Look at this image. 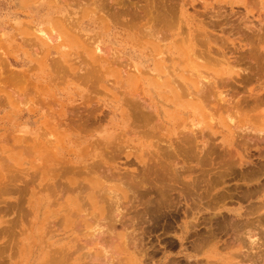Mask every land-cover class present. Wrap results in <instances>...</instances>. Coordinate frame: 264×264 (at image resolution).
Returning a JSON list of instances; mask_svg holds the SVG:
<instances>
[{
	"label": "rangeland",
	"instance_id": "obj_1",
	"mask_svg": "<svg viewBox=\"0 0 264 264\" xmlns=\"http://www.w3.org/2000/svg\"><path fill=\"white\" fill-rule=\"evenodd\" d=\"M70 1L69 3H67L68 0H64L61 2L56 1L39 4L34 0H0V264H43V253H45L46 257L44 262H46V260L51 257L53 250H57V252L59 250V253L55 255L61 256L67 247H71L69 249L71 252L77 249L76 246L73 247L74 241L71 240L74 235L76 236L77 232H74V229H70L67 223V216L72 210L84 202L82 204L83 208V205L85 206L86 201H88L87 196L90 187L89 179H91L92 174H90L91 172H86L87 170L80 169V167L83 163L84 165L85 163L89 165L90 162L91 165H97V167H95L96 169L101 166H110L128 170L132 169L135 173L138 172L137 175L140 174L139 176L135 174L138 178L134 176V179L137 181L132 179V187H123L124 189L121 191L120 196L121 200H123L122 202L125 204L126 201H129L126 203V207L123 204V208H125L121 211V215L124 216H122V221L125 222L126 225L122 222L123 224L121 225L124 227L123 228L117 224L113 232L114 234H112V236H114V243L116 244V239L117 243H119V247H123V242L126 246L128 245V248L130 247V249L127 248V252L131 254V264H202L203 262L204 264H234L235 262L237 264L236 259H238L239 257L237 256L240 255H242V257L240 256L241 258L245 257V259L239 258V260L241 259L240 261L238 260L240 264H264V212H262L264 211L262 206L264 205V142L261 143L258 141L257 143V141L254 140L255 138H252V134H249L247 130L241 127L244 126L245 128L247 124H249L250 120L249 117H246L247 115L250 116V114L252 115L255 113L253 114L255 116L258 114V111L256 112L255 109L250 110L251 113L248 109L249 114H247L248 111L245 109V99L240 98L243 87L246 86V89H248L252 84L247 82L248 84L240 85V83L234 82L231 85H221V82L224 80H234L236 76L243 71V65L228 62L220 53H208L205 51L204 47H194V50L191 51L187 42H183L180 45L177 44L180 50H178V48L174 49V55H171L173 60H171L172 58L169 56L170 60L167 59L168 61L166 60L167 62H164L165 65L167 63L168 66H171L173 61L175 63V73H177L178 76L180 75L185 82L191 79L190 72H196L200 76L206 77L208 82L216 81V90L214 88L213 91L219 95V98H215L220 99L219 105L215 110L210 111L203 108V112H205L203 121L195 120L194 128L187 130H191L190 133L187 132L190 136L195 134V136H192L195 140L189 136L194 142L191 141L188 145L190 139L188 140L189 137H187L185 143L184 140L183 142L182 140H178V144L181 143L179 145L176 143L175 145L177 141H174V138L177 131L180 130V120H177V122L176 119L182 117L185 119L188 118L189 120L192 116L190 113L183 111L179 105V101H165L164 98H182L172 95V85H168L165 92H163L165 89L159 92H153L152 98L149 99V103L157 109L155 116L156 120L154 121L156 124L159 122L161 125L160 127L158 124L157 126L159 127H156L149 136L137 134L138 132L135 134L136 130H133L129 123L127 124V120L128 122L131 121H129L131 118L130 115H133L136 110H133L130 103H126L128 102V97L125 99L122 97V94H120L118 96L119 98H115V109L118 117L123 120V126L121 125L122 128L120 127L119 129H126V131L123 132L117 129L116 135L119 133L118 135L120 136L123 132L120 138L122 143L120 142L121 146L119 148L120 150L126 149V151L123 150L122 153H120V151L119 154L121 156H119V154L117 155L116 153L118 152H116L115 155L117 156L114 159L116 162L113 160L111 161L110 157H108L109 155L104 156L100 153H96L99 151L97 148L98 146L95 147V139L90 136L95 131V128L98 129L100 125L105 123L109 102L114 101V95L112 96L111 92L105 91V89H109L111 82H106L107 80H104L105 77L103 72L108 68V73L105 72V74L111 76V70L121 71L123 66L127 63L122 59L121 62L118 58H115L114 61L113 59L109 60L110 62L107 61L109 64L102 61L103 58H97L99 63L93 62L92 60L95 59L92 58L91 60L89 56L92 50L90 44L87 45L86 41L84 44V40L87 38L86 40L90 41L89 38L91 35L92 37L97 36L94 35L97 31L109 29L113 34L112 46L114 51L128 55V57L131 58L134 57L133 61L138 59V51H142L141 56L143 58L141 60L140 57L139 60L144 66V72L147 66L146 69L154 66L158 54L157 46L156 43H151V39H148L149 37L141 32L142 21L139 19L140 17H138V15L142 16L141 11L143 9L141 8L144 6V0ZM182 1L186 2V0ZM187 2L188 5L185 6L183 18L190 26V30L192 29L191 31L194 33L195 31L205 30L210 27L209 19L202 17L200 14L202 12L200 11L211 9L219 4H223L228 8H234L239 4V0H187ZM235 9L236 8H234V10ZM193 10L199 11L200 13H198L200 15H196ZM36 14L37 16H35ZM223 15L221 14V17L212 19L216 20L220 26L214 29L211 28L212 30L209 29L213 32L214 36L217 37L215 49L226 52L227 50H232V48H247L251 45H254L257 51L264 49V29H259L257 27V22L250 14L246 18L243 15L242 18H240L241 16L238 18L237 16L229 18L227 12H225V14L223 13ZM57 20L60 23H55ZM61 20L63 21L61 22ZM221 22L222 24H219ZM52 23L54 25H52ZM38 27H41L49 35L52 34L53 38L58 36V34L56 31H51V29H61V36H58L57 40L49 41L46 37L36 32ZM143 52L146 53L147 56ZM79 54L83 56V58H81L82 60L79 57L77 59ZM153 56L155 57L153 58ZM119 61L121 63H119ZM85 62L87 64H85ZM115 62H117L118 65ZM191 62H193L197 68L187 71L189 68L187 64ZM78 63L81 64L82 67L84 65L83 68L86 69V74L84 72L85 69H83L84 73L80 70L82 67L79 66ZM57 64L60 66H57ZM77 64L80 68L75 67ZM71 66L73 68H71ZM60 67L62 68L59 69ZM58 69L60 73L63 69L61 74H59ZM78 70L82 72H79L80 75ZM11 71H13L12 74ZM74 71L78 74L76 75ZM89 71L90 74L88 73ZM68 73L71 77L74 76V74L76 76L72 79L67 75ZM61 75L65 76H63L64 80H60L62 78ZM182 78H177L180 85L183 81ZM99 80L101 82H99ZM103 82L109 86L104 85ZM174 83L172 84L174 85ZM88 85L90 86L88 87ZM145 87L144 84L138 83L129 88L131 91L141 92ZM237 91L240 93L238 96L236 95ZM122 98H124L123 100L126 102H124ZM123 103H125V106ZM128 106H130V109ZM248 107L249 106L246 108ZM260 109H262V107ZM103 111H106V114ZM131 112L134 113L132 114ZM126 115L129 116V118ZM95 117L98 120L101 119L99 120L101 124L98 120L93 119ZM92 119L93 121H91ZM231 119L233 121H231ZM199 123H201V126ZM227 125H229V127ZM83 126L85 129L82 128ZM239 127V130L236 129ZM175 129L178 130L176 131ZM127 130L131 132L134 131L132 132L134 135L131 136V132L127 134V132H129ZM247 135H250L254 141H251V138H248L249 136ZM164 137H166V141L164 140L166 145L162 142L163 139H165ZM158 138L161 139L162 145H160V142H156L158 143L156 145L155 141H157ZM246 140L247 142H244ZM169 142L172 143H170L172 146H167ZM191 143L194 145H190ZM181 144L184 147L181 146ZM197 144L202 145L199 147ZM162 146H165V149H167L166 147H168L169 150L171 149L170 155L168 149L167 151H164V148L162 150L160 149ZM185 146H190V148ZM175 147H181L182 151L180 148H178L180 149L178 151ZM182 147L185 149L187 148V152ZM202 147L204 149H202ZM228 148L231 152L233 151V154H226V149ZM188 149L190 152H188ZM223 149H225V151ZM151 152L154 155H150ZM157 152L159 153L157 154ZM164 152L168 154L169 157L166 155L164 157ZM184 152L186 155H184ZM127 154L128 158H125ZM106 157H108L109 160L108 158L106 159ZM201 157L202 160L204 159L203 161ZM166 158L169 159L168 162H166ZM127 160L128 162L126 163H128V165L125 163ZM143 160L145 163L144 169L142 167L140 168V163H138L139 161L143 162ZM160 160H163L164 163ZM172 162L174 164H172ZM177 162L178 164H176ZM236 162H238V165ZM155 164L156 166H154ZM164 164L166 165L164 166ZM233 165L234 167H231ZM68 166L72 168L69 169ZM78 167L81 171L83 170L85 172L79 171ZM166 169L168 170L166 171ZM141 171L144 172V174L141 173ZM223 171H226V173ZM240 173L243 175L241 176ZM196 177H198V179ZM214 178L217 180H214ZM225 179H229L230 181H226ZM157 180H159V182ZM215 181L218 182L214 183ZM108 183H110L108 185H115L113 182ZM188 183L189 187H186ZM165 184L168 186L169 190L164 187L166 186ZM85 185L88 188L85 187ZM203 185H205V187H203ZM225 186H227V190ZM170 187L172 190H170ZM84 189L87 190L85 191ZM206 189L209 192L208 195ZM255 189L257 190L255 191ZM69 190L71 193H69ZM159 190L164 193L165 196L160 192L158 193ZM123 191L125 192L123 193ZM167 193H169V196H167ZM231 193H233L235 197ZM200 194L202 197H200ZM248 194L253 196L251 197ZM187 195L188 198H186ZM130 196L132 197L130 198ZM219 198H223L224 200ZM60 199H62L63 202ZM171 199L174 200L172 201ZM214 199L218 200L219 204H217L218 201ZM163 202L164 204H162ZM213 203L218 207L213 209ZM84 208H86V206ZM143 211H147V215L152 213V211L155 212L153 213L154 215H160L161 213V217L159 216L160 218H156L155 221L147 225L145 224L147 215L144 214ZM259 213L261 214L258 215ZM162 216L164 217L162 218ZM58 217H60L59 219L61 220H59ZM125 218L127 220H125ZM57 219L61 222H59L60 224L57 222ZM230 219L231 222L229 221ZM259 221L261 224H258ZM232 222L233 225L231 224ZM250 222H252L251 226ZM192 223H194V227ZM189 226H192V228L190 229ZM124 230L128 231L125 232ZM64 231H66V233H63ZM70 234L71 237L68 236ZM249 234L253 235V244L248 243L249 241L247 238ZM213 235L214 237H212ZM209 237L210 239H208ZM130 239L131 241L135 239V242L132 241V243H130ZM135 243L137 245H135ZM130 244L134 245L136 251ZM140 246L142 247L140 248ZM246 247H248L249 250ZM142 248H144L148 254L146 253L144 255V249ZM146 251H144V253ZM241 251L246 253L241 254ZM254 252L256 253L254 254ZM236 253L240 254L238 255ZM140 254L141 257L144 256L140 258ZM248 254L250 255L248 256ZM51 259L52 258H50V260ZM86 261L87 259L78 258V255L75 254L69 257V260H66V262L58 261L57 264H87ZM109 261L110 260H108V262Z\"/></svg>",
	"mask_w": 264,
	"mask_h": 264
},
{
	"label": "bare ground",
	"instance_id": "obj_2",
	"mask_svg": "<svg viewBox=\"0 0 264 264\" xmlns=\"http://www.w3.org/2000/svg\"><path fill=\"white\" fill-rule=\"evenodd\" d=\"M36 2H38L39 4H45V3H48V2H61V1H64V0H34ZM66 1V0H65ZM70 0H68L67 3H69ZM77 1V0H76ZM85 1V0H84ZM106 1V0H104ZM109 1V0H108ZM124 1V0H122ZM126 1V0H125ZM138 1V0H137ZM140 1V0H139ZM142 1V0H141ZM71 2V1H70ZM66 3V4H67ZM72 3V2H71ZM144 6L141 13H142V16L138 15V17H140L139 19L142 21V29H141V32L149 37L148 39H151V43L154 42L156 43V46H157V58H156V61L154 62V66L152 68H148L146 69L145 68V72H144V66L142 65L141 61L139 60V58L142 60V51H138L137 55H138V59H136L135 61H133L134 57L131 58V57H128V55H124L123 53H119V52H116L114 51V48L112 46V39H113V34L110 32L109 29L107 30H101V31H97L96 34L94 35H97L96 37L91 35V37L89 38L90 41H87L86 39L84 40V44H85V41L88 44H90V48L92 49L90 51V58L92 60L95 59V60H92L93 62L95 61L96 63L98 62L97 61V58H103L102 61L104 62H110L109 60H112L113 61L115 60V58H118L119 60H125L126 61V65L123 66V69L121 71H112V74L111 76H108L106 73H108V68L105 70L104 73V77H105V81L106 82H111L110 86L108 84H106L105 82L104 85H108L109 86V89H105V91L107 92H111L112 96L114 95V98H113V102L110 101L109 102V106H108V110H107V116L103 115L106 117V120H105V123L103 125H100V127L95 128L94 132L91 134V138L95 139V147H97L99 149L98 152H96L97 154H102L104 156H107L109 155L108 157H110V160L112 161H115L114 160L116 158V156L120 153H122V151H126V149H123V150H120V144L122 143L120 141V138L122 137V134L123 132L126 131V129L122 130V129H119L120 127L122 128L123 126V120L120 119L118 117V114L116 113V109H115V102H116V99L119 98L118 96L120 94H122V97H124L125 99L127 98V101H124L122 98V100L126 103H130L133 110H136V112H131L133 115H130V114H127V115H130V119L128 122L127 120V124L129 123L130 127L133 129V130H136L135 131V134L136 132H138L137 134H142L143 136H149L151 133H153L154 129L156 127H161L160 123L158 122L156 124V122L154 120L155 119V116H156V113H157V109L149 103V99L152 98V93L153 92H159L160 90H164L163 92L166 91V89L168 88V85H172L171 86V91H172V95L173 96H176V97H182V98H164L165 101L169 102H175V101H179V105L181 106V108L183 109V111L187 112V113H190L192 118H188L185 119V118H178L176 119L177 120H180V130L177 131L178 129H175L177 131V134L178 136L175 135V138H174V141L176 140L177 142H175V145L177 143L178 144V140L183 142L184 140V143L186 142L187 140V137H189L190 135L187 134L190 133V131H187L189 130L190 128H194V122L195 120H198V121H203V118H205L204 116V113L203 112V108L206 109L207 111H210V110H215L216 107L219 105V102H220V99H215V98H219V95H217L213 90L215 88V82H208L207 78L206 77H203V76H200L199 74H197L196 72H190V77L191 79H189L188 82H185L184 79L180 76H178L177 73H175L174 71V66H175V63L172 61L171 63V66H168L167 63L165 65V61L168 59L170 60L169 56L171 57V55H174V49H177L180 50V47H178L177 44H181L183 42H187V45L188 47H190V50L193 51L194 50V47H204L205 48V51L208 52V53H220L221 56L223 58H225L228 62H234V63H238V64H242L243 65V71L238 74L236 76V78L234 80L232 79H228V80H224L223 82H221V85H231L232 83L234 82H237V83H240V85H243V84H248L247 82H249L251 85V87H249L248 89H246V86L243 87L242 89V92H241V96L240 98H244V102H245V109L248 111L250 110H256V112L258 111V114H256L255 116L253 114L252 115L250 114V116H248L247 114H249V111L248 113L245 115L246 117H249V124H247V126L244 128V126H241L243 129L247 130V132L250 134H252V138H255L254 140L258 141L259 142H264V49L262 50H259L257 51L255 48H254V45H251L250 47H247V48H232V50H227L226 52L225 51H220V49H215V46L217 44V37L214 36L213 32L210 31L212 30L211 28H215V27H219L220 25H218V23L216 22V20H212V19H216L218 17H221L220 15L223 13L225 14V12H227V14L229 15V18H233V17H240L242 18V15L246 18L249 14L254 18V20L257 22V27L259 29L263 28L264 29V0H239V4L236 5V8L234 10L233 7H225L223 4H219L211 9H204L203 11H200L202 13H200L199 11H194L196 15H200L204 18H207L209 19V25L210 27L205 29V30H198L197 32L195 31L192 32L190 30V26L188 25V23L185 21V19L183 18V15L185 13V6L188 5V2L186 0L185 1H182V0H144L143 2ZM197 5V4H196ZM194 6V5H193ZM142 7V6H141ZM189 8V7H188ZM227 8V10H226ZM138 9V7H137ZM222 10V12H221ZM200 14H199V13ZM198 13V14H197ZM66 15V14H64ZM37 16V14L35 15ZM63 16V15H62ZM225 16V15H223ZM47 17V16H46ZM61 17V16H60ZM59 17V18H60ZM186 18V16H185ZM61 19V18H60ZM63 20H61L62 22ZM67 21V20H66ZM65 21V22H66ZM55 23H60L58 20L57 22ZM68 24V23H66ZM219 24H222L219 23ZM52 25H54L52 23ZM210 29V30H209ZM195 30V29H194ZM193 30V31H194ZM209 30V31H208ZM51 31H56L58 36L60 37V32H61V29H51ZM36 32L40 33L41 35H43L44 37H46L49 41H52V40H57V37L58 36H55L53 38L52 34L49 35L46 31H44L41 27H38L36 29ZM88 36V35H87ZM83 44V43H82ZM83 44V45H84ZM86 46V45H85ZM89 48V49H90ZM87 50V49H86ZM256 50V51H255ZM85 51V50H84ZM150 51V50H149ZM89 52V51H87ZM144 53V52H143ZM229 53V54H228ZM146 55V53H144ZM228 54V56H227ZM144 55V56H145ZM150 55V54H149ZM147 56V55H146ZM78 57L81 59L83 58V56H81L79 54V56H77V59ZM136 57V56H135ZM152 57V56H151ZM155 56H153L154 58ZM152 58V59H153ZM173 60V57H171ZM82 60V59H81ZM121 60V62H122ZM167 60V61H168ZM79 61V60H77ZM87 61V60H85ZM166 61V62H167ZM106 63V64H109V63ZM119 61V63H121ZM145 62V61H144ZM99 63V62H98ZM112 63V61H111ZM117 63V62H115ZM114 63V64H115ZM169 63V62H168ZM60 65L62 66H65L61 63H59ZM71 64V63H70ZM79 64V63H78ZM75 66V67H79L81 66V64H79V66ZM85 64H87L85 62ZM89 64V63H88ZM57 64V66H60ZM118 65V63H117ZM121 65V64H120ZM170 65V64H169ZM92 66V65H91ZM95 66V65H93ZM66 67V66H65ZM68 67V66H67ZM82 67V66H81ZM84 67V65H83ZM80 69L82 70L83 72V68ZM86 67V65H85ZM96 67V66H95ZM98 67V65H97ZM109 67V66H108ZM111 67V66H110ZM116 67V66H115ZM118 67V66H117ZM170 67V68H169ZM187 67H189L187 69V71H191V70H194L197 68V66L191 62L189 64H187ZM62 67H60L59 69H61ZM71 68H73L71 66ZM80 68V67H79ZM106 68V67H105ZM112 68V67H111ZM120 68V67H119ZM58 69V72L59 74L62 73V69L61 70V73H60V70ZM78 69V68H77ZM76 69V71H77ZM90 69V68H88ZM99 69V68H97ZM11 70V69H9ZM66 70V68H65ZM80 70H78V73H82ZM120 70V69H119ZM76 71H74V73L76 74ZM86 71V69L84 70V72ZM88 71V70H87ZM93 71H94V68H93ZM20 72V71H18ZM64 72V71H63ZM83 72V73H84ZM95 72V71H94ZM102 72V71H100ZM13 73V71H11V74ZM66 73V72H64ZM63 73V74H64ZM77 73V74H78ZM79 73V75H80ZM90 74V71L88 72ZM9 74H10V71H9ZM16 74V73H15ZM73 74V73H72ZM74 74V76H70V74L68 73L67 75L70 76V78L74 79L73 77H75L76 75ZM86 74V72H85ZM99 74V73H98ZM101 74V73H100ZM65 75V74H64ZM63 75V76H64ZM66 75V76H67ZM93 75V74H92ZM17 76V75H16ZM62 76V75H61ZM60 76V77H61ZM60 79V80H64L63 77ZM82 76V75H81ZM99 76V75H97ZM96 76V77H97ZM102 76V75H101ZM95 77V75H94ZM93 77V78H94ZM102 78V77H101ZM101 78H98V79H101ZM177 78L181 79L182 78V83L181 82V85H180V82L177 81ZM98 81V80H96ZM176 81V82H175ZM63 82V81H62ZM99 82H101L99 80ZM176 85H175V83ZM138 83H142L144 84L146 87L143 88L144 90L139 92V91H131L129 87H132L134 84H138ZM174 83V85L172 84ZM93 84V83H92ZM183 84V86H182ZM94 85V84H93ZM90 85H88L89 87ZM92 86V85H91ZM232 87V86H231ZM213 92H212V91ZM216 90V88H215ZM104 91V92H105ZM240 92V90H239ZM238 91L236 92V95L238 96L240 93ZM98 93V92H97ZM100 93V92H99ZM246 93V95H245ZM121 97V96H120ZM116 98V99H115ZM90 100V99H89ZM122 101V102H123ZM130 101V102H129ZM91 102V101H90ZM122 104V103H120ZM124 106H125V103H123ZM247 106H249L248 108H246ZM129 109H130V106H128ZM262 107V109H260ZM84 108V107H83ZM93 108V107H92ZM127 108V106H126ZM78 109V108H77ZM128 109V110H129ZM260 109V110H258ZM85 110V109H84ZM132 110V109H131ZM177 110V109H176ZM83 111V110H82ZM89 111V110H88ZM105 114H106V111H103ZM125 112V111H124ZM127 112V111H126ZM92 113V112H91ZM102 113V112H101ZM128 113V112H127ZM179 113V112H178ZM251 113V111H250ZM103 114V113H102ZM125 114V113H124ZM91 115V114H90ZM89 115V116H90ZM126 115V116H127ZM84 116V115H83ZM87 116V115H86ZM94 116V115H93ZM96 116V115H95ZM120 116V115H119ZM188 116V115H186ZM122 117V116H121ZM129 118V116H127ZM229 117V116H228ZM92 118V117H91ZM101 118V116H100ZM104 118V117H103ZM126 118V119H128ZM93 119H96L93 118ZM93 119L91 121H93ZM89 120V119H88ZM98 120V119H96ZM95 120V121H96ZM101 120V119H99ZM98 120V121H99ZM103 120V119H102ZM230 120V118H229ZM228 120V121H229ZM231 121H233L231 119ZM89 122V121H88ZM97 122V121H96ZM100 122V121H99ZM164 122V121H163ZM166 122V121H165ZM178 122V121H177ZM230 122V121H229ZM86 123V121H85ZM84 123V124H85ZM95 123V122H94ZM93 123V124H94ZM122 123V124H121ZM168 123V122H167ZM99 124V123H97ZM101 124V122H100ZM126 124V125H127ZM159 124V126H157ZM200 126H201V123H199ZM198 124V125H199ZM229 124V123H228ZM231 124V122H230ZM90 125V124H89ZM122 125V126H121ZM164 125V124H163ZM177 125V126H179ZM82 126V124H81ZM87 126H88V123H87ZM93 126V125H92ZM90 126V127H92ZM199 126V127H200ZM226 126V125H225ZM229 127V125H227ZM80 127V126H79ZM232 127V126H231ZM236 127V126H235ZM84 128V126L82 127ZM93 128V127H92ZM125 128V127H124ZM128 128V126H127ZM163 128V127H162ZM198 128V127H197ZM85 129V128H84ZM121 130L123 131L122 134L119 136L117 133L116 135V130ZM131 129V130H132ZM234 129V128H232ZM236 129H240L239 128H236ZM237 130V131H238ZM242 130V129H241ZM129 131V130H127ZM120 132V131H119ZM131 131L127 132V134H129ZM134 132V131H132ZM131 132V133H132ZM223 132V131H222ZM233 132V131H232ZM246 132V131H245ZM246 132V133H247ZM238 133V132H236ZM242 133V132H241ZM126 134V133H125ZM193 134V133H192ZM191 134V135H192ZM134 133H132L131 136H133ZM188 135V136H187ZM195 136V134H193ZM192 135V136H193ZM233 135V134H232ZM237 135V134H236ZM124 136V135H123ZM136 136V135H135ZM192 136H190L192 138ZM242 136V134H241ZM244 136V135H243ZM246 136V134H245ZM249 136L248 138H251L250 135H247ZM130 137V135H129ZM128 137V138H129ZM137 137V136H136ZM188 138V140L190 139V141L188 142V145L189 143L192 141L194 142L195 138L193 137L192 139L194 140H191V138ZM240 137V136H239ZM126 138V137H125ZM157 138V137H156ZM160 138V137H159ZM156 142H160V145H162V142L163 144H165L164 140L166 141V137H164L165 139H163V141L161 142L159 139ZM171 138V139H172ZM246 138V137H245ZM244 138V139H245ZM250 139L251 141L253 139ZM135 139V138H134ZM170 139V140H171ZM247 139V138H246ZM124 140V139H123ZM156 140V139H155ZM237 140V139H236ZM242 140H243V137H242ZM249 140V139H248ZM253 140V141H254ZM173 141V140H172ZM174 141H173V144H174ZM239 141V140H238ZM48 142V141H47ZM121 142V143H120ZM196 142V141H195ZM244 142H247L244 141ZM91 143V142H90ZM126 143V142H125ZM132 143V142H131ZM171 142H169L167 144V146H170ZM250 143V142H249ZM253 143V142H251ZM48 144V143H47ZM50 144V143H49ZM128 144V143H127ZM151 144V143H150ZM158 143H156L157 145ZM193 143H191L190 145H192ZM246 144V143H245ZM92 145V144H91ZM154 145V143H153ZM155 145V146H156ZM166 145V144H165ZM174 145V146H175ZM187 145V144H185ZM187 145V146H188ZM194 145V144H193ZM199 147L202 145H199L197 144ZM217 145V144H216ZM241 145V144H240ZM262 145V144H261ZM159 146V145H158ZM172 146V145H171ZM181 146H183L181 144ZM185 146V147H187ZM94 147V148H95ZM124 147V146H122ZM121 147V148H122ZM131 147V146H130ZM165 147V146H164ZM162 146V148L160 147V149L162 150L164 148ZM184 147V146H183ZM182 147V148H183ZM192 147V146H191ZM198 147V148H199ZM230 148H232L231 146H229ZM250 147V146H249ZM259 147V146H258ZM168 150L169 148L166 147ZM181 147H175V149H178ZM187 148H190L187 147ZM186 148V149H187ZM193 148V147H192ZM225 148V147H224ZM262 148V147H261ZM96 149V148H95ZM97 149V150H98ZM119 149V150H118ZM165 149V148H164ZM167 149H165L164 151H167ZM178 149V151L180 150ZM185 149V148H183ZM185 149V150H186ZM197 149V148H196ZM202 149H204L202 147ZM201 149V150H202ZM222 149V148H221ZM156 150V149H155ZM171 150V149H170ZM169 150V151H170ZM189 150V149H188ZM200 150V149H199ZM225 151V149H223ZM128 151V150H127ZM158 151H159V148H158ZM182 151V149H181ZM205 151V150H204ZM203 151V152H204ZM264 151V150H263ZM118 152V153H116ZM175 152V151H174ZM187 152V150H186ZM190 152V150L188 151ZM193 152V151H192ZM230 149H226V154H233L232 152L230 153ZM115 153L117 155H115ZM133 153V152H132ZM155 153V152H154ZM159 152H157L158 154ZM165 153V152H164ZM171 151L169 152V155H170ZM197 153V152H196ZM92 154V153H91ZM161 154V153H160ZM190 154V153H188ZM193 154V153H191ZM195 154V152H194ZM202 154V153H201ZM222 154V153H221ZM227 154V155H228ZM264 154V153H263ZM115 155V156H113ZM132 155V154H131ZM150 155H154L151 154ZM156 155V154H155ZM168 156V154H164V157ZM179 155V154H178ZM184 155L185 152H184ZM218 155V154H217ZM260 155V153H259ZM98 156V155H97ZM119 156H121L119 154ZM160 156V155H159ZM173 156V155H172ZM171 156V157H172ZM183 156V155H181ZM200 156H203V155H200ZM198 156V157H200ZM233 156V155H232ZM231 156V157H232ZM95 157V156H93ZM106 157V159L108 158ZM132 157V156H131ZM134 157V156H133ZM163 157V155H162ZM187 157V156H186ZM216 157V156H215ZM220 157V156H218ZM217 157V158H218ZM230 157V159L233 161V159ZM119 158V157H118ZM125 158H128V154L125 156ZM159 158V157H158ZM86 159V158H85ZM105 159V158H104ZM163 159V158H162ZM172 159V158H171ZM170 159V160H171ZM188 159V158H187ZM186 159V160H187ZM197 159V158H196ZM216 159V158H215ZM224 159V158H223ZM94 160V159H93ZM96 160V159H95ZM109 160V158H108ZM107 160V161H108ZM166 162H168L169 159L166 158ZM176 160V159H175ZM200 160V159H199ZM201 160H202V157H201ZM204 160V159H203ZM202 160V161H203ZM83 161V160H82ZM161 161V160H160ZM163 161V160H162ZM161 161V162H162ZM198 162V159L196 160ZM231 161V162H232ZM237 161V160H236ZM80 162V161H79ZM110 162V161H109ZM128 162L125 161V163ZM130 162V160H129ZM170 162V161H169ZM173 162H174V159H173ZM172 162V164H174ZM176 162V161H175ZM179 162V161H178ZM178 162L176 164H178ZM235 162V161H234ZM244 162V161H243ZM93 163V162H92ZM96 163V161H95ZM124 163V164H125ZM138 163H140V168L142 167L144 169V160L143 162L139 161ZM160 163V162H159ZM164 163V161H163ZM180 163V162H179ZM200 163L202 164V162L200 161ZM224 163V162H223ZM226 163V162H225ZM228 163V162H227ZM233 163V162H232ZM241 163V162H240ZM123 164V163H121ZM128 165V163H126ZM131 164V163H130ZM157 164V163H156ZM156 164L154 166H156ZM171 164V165H172ZM208 164V163H207ZM230 164V163H229ZM227 164V165H229ZM236 164L238 165V162H236ZM235 164V165H236ZM70 165V164H69ZM99 165V164H98ZM166 164H164L165 166ZM169 165V163H168ZM182 165V164H181ZM205 165V164H204ZM209 165V164H208ZM231 165V164H230ZM242 165V164H241ZM121 166V165H120ZM123 166V165H122ZM160 166H163V165H160ZM173 166V165H172ZM171 166V167H172ZM176 166V165H175ZM245 166V165H244ZM69 167V166H68ZM94 169H93V168ZM97 167V165L95 166V164L91 165V162L89 165H87L85 163H83V165L80 167V169H83V170H87L86 172H91L90 174H92V177L91 179H89V183H90V187H89V194H88V201H86L85 203V206L86 208H84L85 206L83 205V208H82V203L81 205L77 206L74 210H72V212H70L67 216V223L70 227V229H74L73 231L77 232L76 236L74 235L73 238H71L72 241H74L73 243V247L76 246L77 249L73 250V252H71V250H69L71 247H67V249L65 250V252L60 256H56L55 254L59 253V250L57 252V250H53L52 251V254H51V257H49L46 262H44V259L46 258L45 257V253H43V264L44 263H51V264H57L58 261H62V262H66V260H69V257L77 254L78 255V258L81 257L84 258V259H87L86 263L87 264H131L130 262L132 261L131 259V254L127 252V246L125 245V243L123 242V244L126 246H124L123 244V247L120 246L119 247V243H117L116 239H115V242L116 244L114 243V236H112V234H114V230L116 229V225L119 224V226H122L121 224L125 223L123 222V218L121 215V211L126 207V203H128L129 201H126L125 204L122 202L123 200H121V191L125 188V187H132V179H134L135 177L139 176L137 175L138 172H134V170L130 169H125V168H117V167H110V166H106V167H100V168H95ZM139 167V166H138ZM158 167V166H157ZM185 167V166H184ZM231 167H234L231 166ZM72 167H69V169H71ZM166 168V167H165ZM170 168V167H169ZM168 168V169H169ZM199 168V167H198ZM216 168V167H215ZM228 168V167H227ZM79 169V167H78ZM79 169V171H81ZM141 169V170H143ZM147 169V168H146ZM166 169V171L168 170ZM174 169V168H172ZM188 169V168H186ZM212 169V168H211ZM234 169V168H233ZM242 169V168H241ZM68 170V169H67ZM82 170V171H83ZM140 170V169H139ZM178 170V169H177ZM191 170V169H190ZM198 170V169H196ZM201 170V169H200ZM206 170V169H205ZM205 170H203L204 172H206ZM69 171V170H68ZM81 171V172H82ZM83 171V172H85ZM146 171V170H145ZM148 171V170H147ZM170 171V170H169ZM179 171V170H178ZM199 171V170H198ZM73 172V171H72ZM171 172V171H170ZM176 172V171H174ZM185 172V170H184ZM217 172V171H216ZM222 172V171H221ZM224 173H226V171H223ZM233 172V171H232ZM76 173V172H75ZM78 173V172H77ZM141 173L144 174V172L141 171ZM179 173V172H178ZM201 173V172H200ZM243 173V172H242ZM245 173V172H244ZM83 174V173H82ZM88 174V173H86ZM135 174L137 176H135ZM142 174V175H143ZM165 174V173H163ZM180 174V173H179ZM202 174V173H201ZM200 174V175H201ZM219 174V173H218ZM239 174V173H238ZM241 174V173H240ZM80 175V174H79ZM151 175V174H149ZM155 175V174H154ZM171 175V174H170ZM221 175V174H220ZM223 175V174H222ZM230 175V174H229ZM243 174H241L242 176ZM245 175V174H244ZM135 176V177H134ZM145 176V175H144ZM158 176V175H157ZM166 176V175H165ZM177 176V175H176ZM175 176V177H176ZM204 176V174H203ZM213 176V175H212ZM218 176V175H217ZM227 176V175H225ZM156 177V176H155ZM161 177V175H160ZM200 177V176H199ZM244 177V176H243ZM242 177V179H243ZM259 177V176H258ZM257 177V178H258ZM88 178V177H87ZM138 178V177H137ZM145 178V177H144ZM198 179V177H196ZM210 178V177H209ZM213 178V177H211ZM236 178V177H235ZM239 178V177H238ZM159 179V178H158ZM174 179V178H173ZM220 179V178H219ZM231 179V178H230ZM248 179V178H246ZM136 180V179H134ZM180 180V179H178ZM194 180V179H193ZM203 180V179H202ZM214 180H217L214 178ZM213 180V181H214ZM226 181H228L227 179H225ZM223 180V181H225ZM251 180V179H250ZM137 181V180H136ZM139 181V180H138ZM144 181V180H143ZM159 182V180H157ZM156 181V182H157ZM177 181V179H176ZM212 181V180H211ZM230 181V180H229ZM81 182V181H80ZM107 184H106V183ZM108 182H113L115 185H108L110 183ZM148 182V181H147ZM146 182V183H147ZM183 182V181H182ZM181 182V183H182ZM218 181H215L214 183H216ZM221 182V181H220ZM59 183V181H58ZM78 183V182H77ZM87 183V184H89ZM145 183V184H146ZM178 183V182H177ZM185 183V182H184ZM187 183V182H186ZM224 183V182H223ZM50 184V183H49ZM61 184V183H60ZM83 184V183H82ZM160 184V183H159ZM163 184V183H162ZM161 184V185H162ZM218 184V183H217ZM222 184V183H220ZM55 185L57 186L56 182H55ZM66 185V184H65ZM120 185V186H119ZM160 185V186H161ZM166 185V184H165ZM187 185V184H186ZM191 185V184H190ZM231 185V184H230ZM237 185V184H236ZM53 186V185H52ZM81 186V185H80ZM84 186V185H83ZM82 186V187H83ZM122 186V187H121ZM195 186V185H193ZM200 186V185H199ZM198 186V188H199ZM207 186V185H206ZM215 186V185H214ZM229 186V185H228ZM233 186V184H232ZM239 186V185H238ZM47 187V185H46ZM49 187V186H48ZM59 187V186H58ZM85 187H87L85 185ZM124 187V188H123ZM168 189V186H164ZM174 187V186H173ZM184 187H185V184H184ZM186 187H189V183ZM203 187H205V185H203ZM210 187V186H209ZM227 186H225V189L227 190L228 188H226ZM243 187V186H242ZM251 187V186H250ZM260 187V186H259ZM50 188V187H49ZM64 188V187H63ZM84 188V187H83ZM88 188V187H87ZM147 188V187H146ZM160 188V187H158ZM163 188V187H162ZM192 188V187H191ZM197 188V187H196ZM208 188V187H207ZM212 188V187H211ZM233 188V187H232ZM247 188V187H246ZM73 189V188H72ZM144 189V188H143ZM187 189V188H186ZM234 189V188H233ZM253 189V188H252ZM71 190V188H70ZM69 190V191H70ZM76 190V189H75ZM85 191L87 189H84ZM133 190V188H132ZM158 190V189H157ZM156 190V191H157ZM163 190V189H162ZM169 190V189H168ZM170 190L171 187H170ZM196 190V189H194ZM210 190V188H209ZM254 190V189H253ZM257 189H255L256 191ZM262 190V189H261ZM260 190V191H261ZM72 191V190H71ZM71 191L69 193H71ZM79 191V190H78ZM82 191V189H81ZM129 191V190H127ZM163 191H166V190H163ZM181 191V189H180ZM192 191V190H191ZM207 191V189H206ZM230 191H234V190H230ZM254 191V192H255ZM125 191H123L124 193ZM133 192V191H132ZM160 192V190L158 191V193ZM168 192V191H167ZM208 192V191H207ZM246 192V191H245ZM250 192V191H249ZM54 193V192H53ZM77 193V192H76ZM79 193V192H78ZM134 193V192H133ZM162 193V192H160ZM166 193V192H165ZM170 193V192H169ZM167 193V196H169ZM193 193V192H192ZM215 193V192H214ZM247 193V192H246ZM164 194V193H162ZM161 194V195H162ZM173 194V193H172ZM183 194V193H182ZM202 194V193H201ZM200 194V195H201ZM209 194V192L207 193V195ZM226 194V193H225ZM233 194V193H231ZM251 194V193H250ZM206 195V194H204ZM229 196H231L230 194H228ZM234 195V194H233ZM232 195V196H233ZM242 195V194H241ZM249 195V194H248ZM247 195V196H248ZM134 196V195H133ZM165 196V194H164ZM212 196V195H211ZM210 196V197H211ZM251 196V195H249ZM253 196V195H252ZM251 196V197H252ZM62 197V196H61ZM132 196H130L131 198ZM160 197V195H159ZM174 197V196H173ZM172 197V198H173ZM195 197V196H194ZM202 197V195L200 196ZM206 197V196H205ZM220 197V195H219ZM224 197V196H222ZM235 197V195H234ZM241 197V196H240ZM243 197V196H242ZM246 197V196H245ZM81 198V197H80ZM138 198V197H137ZM158 198V197H157ZM161 198V197H160ZM176 198V197H175ZM188 198V195L187 197ZM191 198V197H190ZM199 198V197H197ZM204 198V197H203ZM226 198V197H225ZM247 198V197H246ZM78 199V198H77ZM127 199V198H126ZM135 199V198H134ZM162 199H163V196H162ZM169 199V198H168ZM182 199V198H181ZM219 199H223V198H219ZM62 201V199H60ZM81 200V199H79ZM128 200V199H127ZM131 200V199H130ZM138 200V199H137ZM161 200V199H159ZM172 200V199H171ZM170 200V201H171ZM174 200V199H173ZM172 200V201H173ZM188 200V199H187ZM211 200H212V197H211ZM215 200V199H214ZM224 200V199H223ZM133 201V200H132ZM158 201V200H157ZM199 201V200H198ZM203 201V200H202ZM213 201V200H212ZM215 201H218V200H215ZM63 202V201H62ZM223 202V201H221ZM157 203V202H156ZM168 203V202H167ZM212 203V202H211ZM217 203V202H216ZM261 203H262V200H261ZM260 203V205H261ZM123 204H124V208H123ZM131 204V202H130ZM155 204V203H154ZM159 204V203H158ZM164 204V202L162 203ZM171 204V203H170ZM173 204V203H172ZM214 204V207H218V206H215V203ZM219 204V201L218 203ZM216 204V205H217ZM222 204V203H221ZM77 205V204H76ZM168 205V204H166ZM259 205V204H258ZM66 206V205H65ZM164 206V205H163ZM170 206V205H169ZM209 206V205H208ZM263 206V209H264V205ZM166 207V206H165ZM172 207V206H171ZM170 207V208H171ZM70 208V207H69ZM132 208V207H131ZM155 208V207H153ZM163 208V207H162ZM167 208V207H166ZM208 208V207H207ZM73 209V208H72ZM128 209V208H127ZM175 209V208H174ZM186 209V208H185ZM210 209V208H209ZM39 210V208H38ZM71 210V209H69ZM150 210V209H149ZM197 210V209H196ZM254 210V209H253ZM157 211V210H156ZM169 211V210H168ZM189 211V210H188ZM198 211V210H197ZM251 211V209H250ZM261 211V210H260ZM126 212V211H125ZM264 212V211H262ZM144 214L147 213V211H143ZM152 211V213H149L146 217V220H145V224H149L150 222L152 223L153 221L156 220V218H160L161 216V213L160 215L159 214H156L154 215ZM187 213V212H186ZM248 213V212H247ZM190 214V212H189ZM197 214V213H196ZM217 214V213H216ZM243 214V213H242ZM261 213H259L258 215H260ZM219 215V214H218ZM221 215V213H220ZM248 215V214H247ZM160 216V217H159ZM171 216V215H170ZM188 216V215H187ZM216 216V215H215ZM246 216V215H245ZM124 217V216H123ZM164 216H162L163 218ZM182 217V216H181ZM206 217V216H205ZM207 217H208V214H207ZM218 217V216H217ZM60 217H58L59 219ZM128 218V217H127ZM229 218V217H228ZM231 218V216H230ZM257 218V217H256ZM57 219V222L59 223L61 219L58 220ZM138 219V218H137ZM209 219V218H208ZM125 220H127L125 218ZM124 220V221H125ZM260 220V219H259ZM138 221V220H137ZM227 221V220H226ZM231 222V219L229 220ZM246 221V220H245ZM123 222V223H122ZM128 222V221H127ZM139 222H140V219H139ZM139 222H138V225H139ZM191 222V221H189ZM257 222V221H256ZM61 223V222H60ZM59 223V224H60ZM143 223V222H142ZM235 223V222H234ZM251 223L250 222V226H251ZM260 223V221L258 222V224ZM56 224V223H55ZM128 224V223H127ZM193 224V227H194V223ZM233 225V222L231 223ZM249 224V223H247ZM257 224V225H258ZM261 224V223H260ZM126 225V223H125ZM132 225V224H130ZM137 225V224H136ZM143 225V224H142ZM191 225V224H190ZM196 225V224H195ZM254 225V224H253ZM263 225V224H262ZM128 226V225H127ZM125 226V227H127ZM197 226V225H196ZM209 226V225H208ZM212 226V225H210ZM223 226V225H222ZM261 226V225H260ZM60 227V225H59ZM58 227V228H59ZM123 227V226H122ZM140 227V225H139ZM145 227V226H144ZM190 227V226H189ZM188 227V228H189ZM207 227V226H206ZM257 227V226H256ZM124 228V227H123ZM192 228V226L190 227V229ZM127 229V228H126ZM129 229V227H128ZM146 229V228H145ZM211 229V228H210ZM229 229V228H228ZM232 229V228H231ZM60 230V228H59ZM133 230V229H132ZM141 230V229H140ZM215 230V229H214ZM70 231V230H69ZM125 231V230H124ZM128 231V230H127ZM125 231V232H127ZM189 232H191L190 230H188ZM193 231V230H192ZM208 231V229H207ZM211 232V231H210ZM209 232V233H210ZM63 233H66V231H64ZM122 233V232H121ZM131 233V232H130ZM207 233V232H206ZM216 233V232H215ZM220 233V232H218ZM141 234V233H140ZM196 234V232H195ZM194 234V235H195ZM199 234V233H198ZM252 234V232H251ZM129 235V234H128ZM132 235V234H130ZM208 235H211V234H208ZM218 235V234H217ZM216 235V237H217ZM226 235V234H224ZM69 237H71V234L68 235ZM192 236V235H191ZM243 236V235H242ZM124 237V236H123ZM128 237V236H127ZM126 237V239H127ZM131 237V236H130ZM188 237V236H187ZM214 237V235L212 236ZM211 237V239H212ZM129 238V237H128ZM135 238V237H134ZM219 238V237H218ZM222 238V237H221ZM232 238H235V237H232ZM245 238V237H244ZM210 239V237L208 238ZM214 239V238H213ZM223 239V238H222ZM225 239V238H224ZM104 240V241H103ZM120 240V239H119ZM135 239H132V241H134ZM203 240V239H202ZM247 240L249 241L248 243L250 244H253L254 243V238H253V235H250L248 236ZM83 241V242H82ZM131 241V239H130ZM132 241L130 243H132ZM195 241V240H194ZM218 241V240H216ZM215 241V242H216ZM226 241V239H225ZM229 241V240H228ZM227 241V242H228ZM243 241V239H242ZM82 242V243H81ZM129 242V241H128ZM135 242V241H134ZM133 242V243H134ZM187 242V241H186ZM204 242V241H203ZM225 242V243H227ZM138 243V242H136ZM135 243V245H137ZM247 243V244H248ZM257 243V242H256ZM79 244V246H78ZM121 244V243H120ZM127 244V243H126ZM129 244V243H128ZM161 244V243H160ZM190 244V243H189ZM218 244V243H217ZM236 244H237V241H236ZM242 244V243H240ZM133 246V249L135 250L136 248H134V245L133 244H130ZM194 245V244H193ZM224 245V244H223ZM222 245V246H223ZM233 245V244H232ZM78 246V247H77ZM221 246V244H220ZM218 246V247H220ZM241 246V245H240ZM142 246H140L141 248ZM194 247V246H192ZM224 247V246H223ZM228 247V246H227ZM244 247V245H243ZM253 247V246H252ZM138 248V247H137ZM191 248V247H190ZM248 248V247H246ZM130 249V247L128 248ZM132 249V250H133ZM144 249V248H142ZM141 249V250H142ZM222 249V248H221ZM253 249V248H252ZM133 250V252L135 253V251ZM194 250V249H193ZM246 250V249H245ZM249 250V248H248ZM129 251V250H128ZM140 251V250H139ZM144 251H146L144 249ZM143 251V254L145 255L147 253V251L144 253ZM196 251V250H195ZM131 252V251H130ZM197 253H199L198 251H196ZM132 253V252H131ZM242 253H246V252H242L241 251V254ZM248 253V252H247ZM250 253V252H249ZM253 253V252H252ZM256 252H254L255 254ZM261 253V252H260ZM138 254V253H136ZM148 254V253H147ZM238 254V253H236ZM240 254V253H239ZM238 254V255H239ZM251 254V253H250ZM248 254V256L250 255ZM253 254V255H254ZM133 255V253H132ZM143 255V256H144ZM231 255V254H230ZM229 255V256H230ZM245 255V254H244ZM136 256V255H135ZM140 258L141 257V254L139 255ZM198 256V255H197ZM196 256V257H197ZM242 257V255H240ZM240 256H237L239 258H241ZM262 256V255H261ZM146 257V256H145ZM209 257V256H208ZM207 257V258H208ZM234 257V256H233ZM253 257V256H252ZM50 258H52L50 260ZM73 258V257H72ZM148 258V257H147ZM236 259L237 260V264L238 262L241 260V259H245L244 258H241L240 260ZM247 258V257H246ZM145 259V258H143ZM153 259V258H152ZM180 259V258H179ZM197 259V258H196ZM234 259V258H233ZM233 259H230V260H233ZM55 260V261H54ZM76 260V259H75ZM108 260H110L108 262ZM139 260V259H138ZM150 260V259H149ZM239 260V261H238ZM254 260V259H253ZM50 261V262H49ZM146 261V260H145ZM190 261V259H189ZM200 261V260H199ZM260 261V260H259ZM53 262V263H52ZM107 262V263H106ZM113 262V263H112ZM171 262V261H169ZM168 262V263H169ZM177 262V261H176ZM187 262V261H186ZM197 262V261H196ZM233 262V261H232ZM242 262V261H241ZM245 262V261H244ZM253 262V261H252ZM142 263V262H141ZM144 263V262H143ZM149 263V262H148ZM175 263V262H174ZM179 263V262H178ZM189 263V262H188ZM198 263V262H197ZM207 263V262H206ZM211 263V262H210ZM234 263V262H233ZM263 263V262H262ZM165 264V263H164ZM167 264V263H166ZM171 264V263H169ZM186 264V263H185ZM191 264V263H190ZM204 264V262L202 263ZM212 264V263H211ZM236 264V262L234 263ZM240 264V262H239Z\"/></svg>",
	"mask_w": 264,
	"mask_h": 264
}]
</instances>
